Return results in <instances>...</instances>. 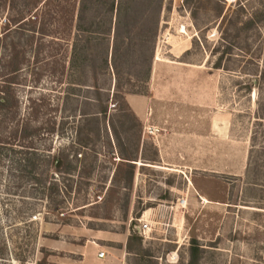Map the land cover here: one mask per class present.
<instances>
[{
	"label": "rangeland",
	"instance_id": "374dc122",
	"mask_svg": "<svg viewBox=\"0 0 264 264\" xmlns=\"http://www.w3.org/2000/svg\"><path fill=\"white\" fill-rule=\"evenodd\" d=\"M129 8L119 22L114 13L108 44L127 54L124 73L139 74L127 85L137 94L117 91L110 66L94 74L107 43L77 42L74 22H51L37 64L35 11L15 36L18 130L29 121L47 163L35 186L0 161V264H188L192 246L195 264H264V22L242 25L264 0ZM58 154L73 175L54 169ZM142 223L141 249L128 248Z\"/></svg>",
	"mask_w": 264,
	"mask_h": 264
},
{
	"label": "trees",
	"instance_id": "16d2710c",
	"mask_svg": "<svg viewBox=\"0 0 264 264\" xmlns=\"http://www.w3.org/2000/svg\"><path fill=\"white\" fill-rule=\"evenodd\" d=\"M51 0H0V16L6 15L4 19L5 29L0 33V147H9V149H0V161L8 162L10 168L15 167L19 170L20 183L24 182L29 185L38 186L42 183L44 167L47 163L45 156L38 155L34 152L35 149L32 143L31 133L29 131V121L25 120L18 130L17 107L18 102L15 95V85L18 84V74L25 62L24 51L20 49L16 39L17 35L21 36L22 28L27 25L29 19L26 17L28 12L35 11L30 21L29 29V44L35 41V63H40L43 52V41L46 36L52 34L49 29L51 22L59 19L66 26L71 21L74 22L75 35L79 39L93 40L97 45L107 43L105 51L98 54L97 59L93 61V71L96 76L108 70L110 66L115 80V88L119 92L126 94H137L127 88L132 82H138L140 79L137 71L133 74L124 73L122 64L126 62L127 54H119L117 47H113L109 52L108 39L111 33V22L114 17L116 22H119L122 17L131 16L130 2L133 0H53V9L49 11ZM74 3H77V8L74 9ZM264 22V13L259 15V18L254 14L243 22L244 29L253 27L256 23ZM37 25V27H36ZM128 31V30H127ZM66 34L70 32V28L65 29ZM130 31H128L129 33ZM118 35L114 30V37ZM16 36V37H15ZM93 36V37H91ZM73 48L72 64L81 59V54H77ZM109 53L111 54L109 63ZM83 56V55H82ZM80 57V58H79ZM84 60L86 57L84 56ZM82 61V60H81ZM264 79V71L261 73ZM97 92L98 91L97 89ZM102 115H106V107L101 109ZM13 147H20L22 152L11 150ZM63 154V151H61ZM54 169L60 174L73 175L76 171L75 167L68 161V155L59 154L53 159ZM9 168V167H8ZM143 237L138 234L135 226L131 228L127 246L128 248L135 245L138 250L141 249ZM197 247H191V260L188 264H195L193 257L195 256ZM139 253H135L137 258ZM20 263H24L21 259H17ZM138 264V263H136Z\"/></svg>",
	"mask_w": 264,
	"mask_h": 264
},
{
	"label": "built area",
	"instance_id": "2783aa9c",
	"mask_svg": "<svg viewBox=\"0 0 264 264\" xmlns=\"http://www.w3.org/2000/svg\"><path fill=\"white\" fill-rule=\"evenodd\" d=\"M136 231L140 232V235H144V233L148 230V224L147 223H142L140 226L135 227ZM99 258L104 257V253H100Z\"/></svg>",
	"mask_w": 264,
	"mask_h": 264
},
{
	"label": "crops",
	"instance_id": "0c3cea01",
	"mask_svg": "<svg viewBox=\"0 0 264 264\" xmlns=\"http://www.w3.org/2000/svg\"><path fill=\"white\" fill-rule=\"evenodd\" d=\"M167 167H169V166H167ZM202 199H205V198H202Z\"/></svg>",
	"mask_w": 264,
	"mask_h": 264
},
{
	"label": "water",
	"instance_id": "95a60500",
	"mask_svg": "<svg viewBox=\"0 0 264 264\" xmlns=\"http://www.w3.org/2000/svg\"><path fill=\"white\" fill-rule=\"evenodd\" d=\"M138 234H140V232L138 231Z\"/></svg>",
	"mask_w": 264,
	"mask_h": 264
}]
</instances>
